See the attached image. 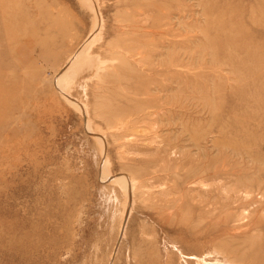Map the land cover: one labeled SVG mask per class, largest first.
Instances as JSON below:
<instances>
[{
	"label": "rangeland",
	"instance_id": "rangeland-1",
	"mask_svg": "<svg viewBox=\"0 0 264 264\" xmlns=\"http://www.w3.org/2000/svg\"><path fill=\"white\" fill-rule=\"evenodd\" d=\"M0 264H264V0H0Z\"/></svg>",
	"mask_w": 264,
	"mask_h": 264
},
{
	"label": "bare ground",
	"instance_id": "bare-ground-1",
	"mask_svg": "<svg viewBox=\"0 0 264 264\" xmlns=\"http://www.w3.org/2000/svg\"><path fill=\"white\" fill-rule=\"evenodd\" d=\"M159 110H160V109H159ZM153 112H154V111H153ZM131 116H132V115H131ZM229 140H230V139H229ZM225 144H226V143H225ZM229 144H231V143H229ZM248 146H249V145H248ZM233 149H235V148H233ZM231 150H232V149H231ZM248 152H249V151H248ZM239 153H240V152H239ZM249 154H250V153H249ZM252 155H253V154H252ZM253 156H254V155H253ZM253 156H252V157H253ZM254 157H255V156H254ZM262 160H263V159H262ZM239 179H241V177H240ZM244 179H245V178H244ZM244 179H243V180H244ZM246 179H250V177H248V178H246ZM244 181H245V180H244ZM244 181H243V182H244ZM245 182H246V181H245ZM247 183H248V182H247ZM247 183H246V184H247ZM249 183H250V181H249ZM249 183H248V184H249ZM239 184H240V183H239ZM239 184H237V185L239 186ZM244 184H245V183H244ZM231 186H232V185H231ZM242 186H244V185H242ZM233 187H234V186H233ZM240 187H241V185H240ZM247 187H248V186H247ZM250 187H251V186H250ZM236 188H237V187H236ZM235 190H237V189H235ZM230 191H231V190H230ZM247 191H248V190H247ZM261 192H262V191H261ZM239 193H240V192H239ZM247 193H249V192H247ZM250 194H251V193H250ZM246 196H247V195H246ZM246 196H245V197H246ZM218 262H219V261H218Z\"/></svg>",
	"mask_w": 264,
	"mask_h": 264
}]
</instances>
